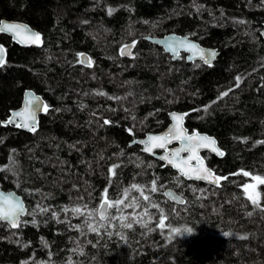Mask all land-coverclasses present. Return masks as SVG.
I'll return each mask as SVG.
<instances>
[{"label": "trees", "instance_id": "obj_1", "mask_svg": "<svg viewBox=\"0 0 264 264\" xmlns=\"http://www.w3.org/2000/svg\"><path fill=\"white\" fill-rule=\"evenodd\" d=\"M1 20L37 30L42 46L0 34V187L27 208L16 229L0 221V264H264V0H0ZM170 33L216 49L212 67L145 40ZM133 41V57L120 56ZM25 90L49 106L30 133L4 124ZM170 112L217 140L224 157L206 161L226 177L220 188L129 146ZM255 179L254 198L244 186Z\"/></svg>", "mask_w": 264, "mask_h": 264}, {"label": "water", "instance_id": "obj_2", "mask_svg": "<svg viewBox=\"0 0 264 264\" xmlns=\"http://www.w3.org/2000/svg\"><path fill=\"white\" fill-rule=\"evenodd\" d=\"M1 21L8 24H21L27 26V31L21 29V30H16L14 32H8V31L0 32L1 35L10 38L15 45L21 48H31V47L39 48L42 46V36L40 32H38L37 30L31 28L30 26H28L23 22L11 21V20H1ZM37 33L40 36V41L38 42L35 41V34ZM262 33H264V25L262 30L260 31V35L264 39V34ZM184 38H187L186 42H184ZM145 40L161 48L163 52L169 55L173 61L180 60L181 56L183 55L188 63L201 62L205 66L212 67L218 55L216 49L203 47L198 42L192 40L188 35L183 36L175 33H170L157 38L146 37ZM127 45L129 46L128 51L124 55H121V51H119L120 56L125 58H132L133 50L136 46V43L134 46H133V42ZM0 48H3L4 50L3 55H4V60L6 62L7 50L5 46H3L2 44H0ZM211 53H215V55L213 56L211 55ZM79 59H80V64H82L83 66H89L88 55L83 53L82 55H80ZM205 60H207L208 63H205ZM1 67L2 66H0V68ZM29 100H31V103H29ZM45 104L46 102L42 99L41 96H39L32 90H25L23 92L20 106L12 110L7 118V121L12 119L14 120V123H4V124H8L12 126H16V123L31 124L32 116L34 114L35 125H36L35 130H37L40 116L46 113L43 110V105ZM16 112L21 113V115L13 116V113ZM173 116L181 117V119L174 120ZM168 118H169V124L164 130L158 133H147L143 138L132 140L129 143V146H134V145L139 146L140 151L143 154H146L158 160L165 167H168L174 172H176L178 176L182 177V179L185 181L199 182L214 188H220L223 179H221L218 183H215L213 182V177H209L208 179L196 178L200 175H203L204 169L209 170L214 177H223L222 175L216 173L214 169L208 166L205 158V155H210L217 159H222L224 157V151L219 147L215 137L198 131L189 132L185 127V118H186L185 112H170L168 114ZM19 129L24 132H28V133L31 132L27 127H19ZM150 136L161 137L162 139L149 141L148 138ZM205 137L208 139L205 140L204 139ZM209 141H215V143L212 144ZM161 144H163V147L160 146ZM146 148L148 150H145ZM213 149H218V151ZM173 153H178V154L173 155ZM161 157H164V159H161ZM169 192L172 193V196L165 195V193H169ZM165 193L164 195L168 201L174 204H182V203H177L173 199V197L176 196L181 197L174 190L169 189L166 190ZM5 197L8 198L7 202L4 201ZM17 202L24 209V213L18 216V222L20 224L22 218H24L27 214V208L23 198L14 191H5L0 187V212L10 211L11 205L16 204ZM103 202L104 201H102L101 203ZM100 205L98 206L97 209V215L101 221H104L106 219L101 218ZM0 221L6 223L13 229L19 227V226L12 227L11 224L5 220H0Z\"/></svg>", "mask_w": 264, "mask_h": 264}, {"label": "snow or ice", "instance_id": "obj_3", "mask_svg": "<svg viewBox=\"0 0 264 264\" xmlns=\"http://www.w3.org/2000/svg\"><path fill=\"white\" fill-rule=\"evenodd\" d=\"M112 9H109V15L112 14ZM87 21H85L86 23ZM25 30L27 31V26L25 25H21V24H8V23H5L3 21H0V32H4V31H8V32H14L16 30ZM264 34V33H262ZM35 41L38 42L40 41V36L39 34H35ZM187 41V38H184V42ZM135 45V41H133V46ZM194 47V46H193ZM129 49V46L128 45H124L122 48H121V55H124ZM174 51V50H173ZM4 50L3 48H0V66H3L4 63H5V60H4ZM82 55V54H80ZM211 55H215V53H211ZM91 60L88 61V64L89 66H91ZM205 63H208L207 60H205ZM237 82H239L240 80V77H237ZM238 86V84H237ZM222 95H227V93H223ZM38 99V98H37ZM29 103H31V100H29ZM43 110L45 112H47L49 110V106L48 105H43ZM21 115V113L19 112H16V113H13V116H19ZM173 119L174 120H179L181 119V117H177V116H173ZM5 123H14V120L10 119L8 120L7 122ZM111 122L108 121V120H104V124H110ZM16 126L17 127H27L30 131H35V117H34V114L32 116V123L31 124H28V123H24V124H20V123H16ZM131 131V130H130ZM149 141H152V140H158V139H162L161 137H152L150 136L149 138ZM205 140H207L208 138H204ZM210 143L214 144L215 141H209ZM161 147H163V144L160 145ZM145 150H148L147 148ZM213 150H216L218 151V149H213ZM178 153H173V155H177ZM222 154V153H221ZM161 159H164V157H161ZM171 162V161H169ZM119 167V165H114L112 168L109 169L110 172L113 173V175H115V169ZM209 177H213V182L215 183H218L221 179H226V177H214L213 174L207 170V169H204V172H203V175H200L196 178L198 179H208ZM191 178V177H189ZM264 182V181H262ZM156 184H157V181H153V186L151 188V191L152 192H156L157 191V188H156ZM141 192L143 193V189H140ZM247 191V189H245ZM165 195L167 196H172V193H165ZM146 200L149 199V197L145 196L144 197ZM251 199V197H249ZM7 197L4 198V201L7 202ZM173 199L177 202V203H184L182 197H173ZM122 201H117V203H121ZM253 203L254 204H257V201L256 200H253ZM109 207H112V205L108 202L107 200V189H105V201L103 203H101L100 205V215H101V218L102 219H107L108 217V208ZM47 209H45L46 211ZM76 212H80L81 209L77 208L75 209ZM24 213V209L23 207H21L19 205V203L17 202L16 204L14 205H11V210L10 211H7V212H0V220H5L7 222H9L11 224L12 227H18L19 226V222H18V216L23 214ZM157 215H161L160 212L157 213ZM251 215V213H250ZM163 217L162 219L159 220V227L160 228H164L165 227V219L168 218V215L167 213H163ZM125 227L129 228V229H132L133 228V223H125L124 224ZM92 231H98L96 228H91ZM171 231L173 233H176L177 235H184L185 233H191L192 229L190 228H185L183 229V231L179 230V229H176V228H172ZM225 236H228V235H232L231 233H228V232H225L224 233ZM240 239H247V237H240Z\"/></svg>", "mask_w": 264, "mask_h": 264}, {"label": "rangeland", "instance_id": "obj_4", "mask_svg": "<svg viewBox=\"0 0 264 264\" xmlns=\"http://www.w3.org/2000/svg\"><path fill=\"white\" fill-rule=\"evenodd\" d=\"M208 155H205V158ZM260 183L259 179H255L254 181L250 182L249 184L244 186V190L247 189V193L252 196V197H256L257 196V192H258V185ZM101 221V220H100Z\"/></svg>", "mask_w": 264, "mask_h": 264}, {"label": "bare ground", "instance_id": "obj_5", "mask_svg": "<svg viewBox=\"0 0 264 264\" xmlns=\"http://www.w3.org/2000/svg\"><path fill=\"white\" fill-rule=\"evenodd\" d=\"M151 38H157V37H151ZM105 201V200H104ZM108 213H109V208H108ZM108 218V217H107ZM107 220V219H106ZM105 221V220H104Z\"/></svg>", "mask_w": 264, "mask_h": 264}, {"label": "clouds", "instance_id": "obj_6", "mask_svg": "<svg viewBox=\"0 0 264 264\" xmlns=\"http://www.w3.org/2000/svg\"><path fill=\"white\" fill-rule=\"evenodd\" d=\"M183 236H185V235H181V237H183Z\"/></svg>", "mask_w": 264, "mask_h": 264}]
</instances>
